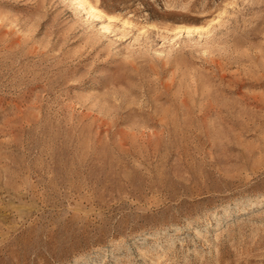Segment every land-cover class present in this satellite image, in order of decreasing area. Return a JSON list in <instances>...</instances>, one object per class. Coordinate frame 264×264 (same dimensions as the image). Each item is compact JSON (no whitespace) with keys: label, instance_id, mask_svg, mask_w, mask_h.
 Segmentation results:
<instances>
[{"label":"rangeland","instance_id":"374dc122","mask_svg":"<svg viewBox=\"0 0 264 264\" xmlns=\"http://www.w3.org/2000/svg\"><path fill=\"white\" fill-rule=\"evenodd\" d=\"M0 264H264V0H0Z\"/></svg>","mask_w":264,"mask_h":264}]
</instances>
